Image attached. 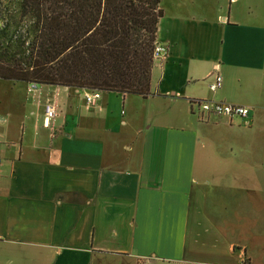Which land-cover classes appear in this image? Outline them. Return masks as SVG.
Here are the masks:
<instances>
[{"label":"crops","instance_id":"1","mask_svg":"<svg viewBox=\"0 0 264 264\" xmlns=\"http://www.w3.org/2000/svg\"><path fill=\"white\" fill-rule=\"evenodd\" d=\"M240 1L212 2L217 19L198 13L200 26L173 16L190 26L158 34L169 50L146 98L101 92L88 104L85 89L29 93L0 79V264H236L237 245L264 264V24ZM217 64L223 84L212 91ZM192 98L253 106L255 121L201 122ZM203 126L234 131L228 177L208 171L220 158L197 156ZM253 173L256 198L245 191Z\"/></svg>","mask_w":264,"mask_h":264},{"label":"trees","instance_id":"2","mask_svg":"<svg viewBox=\"0 0 264 264\" xmlns=\"http://www.w3.org/2000/svg\"><path fill=\"white\" fill-rule=\"evenodd\" d=\"M162 0H0V79L152 95Z\"/></svg>","mask_w":264,"mask_h":264},{"label":"rangeland","instance_id":"3","mask_svg":"<svg viewBox=\"0 0 264 264\" xmlns=\"http://www.w3.org/2000/svg\"><path fill=\"white\" fill-rule=\"evenodd\" d=\"M207 1H208V6H211L209 9L206 7ZM244 1L245 0L240 1L241 5L244 3ZM212 2L215 3L216 0H162V8L164 10V16L160 23L159 35L163 36L165 34H169L171 28H173V26L175 25H181L185 28V30H187L186 28H188L190 25L200 26L202 22L196 19V14L198 13L201 14L203 13V11H206L208 13V16L214 22L217 19L216 9H215L216 4H212ZM246 2L251 4L253 20H256L257 22L264 24V0H246ZM180 14L185 16L184 21L187 20L190 23V25L188 24L184 25V23H179L178 20L175 21L173 16ZM215 59L216 57L213 58V60ZM55 88H59V87H55ZM203 127L205 131L201 133L199 136L197 156L208 157L210 159H213V161H216V159L218 160L220 158L221 161L220 165L218 164L206 165L209 167L208 171H211L212 173H217V172H220L222 174L224 173L228 177L230 165L227 161L225 162L222 161V159L223 158L227 159L233 155V152L231 151V147L229 144V140H230L229 136L234 131L230 128L224 129L223 131H216L214 129L208 128L207 126H203ZM207 133L210 134V137L207 136ZM253 139L254 138L252 136L248 139L250 146L254 142ZM255 146L256 145L253 144L251 149H249L251 151L247 155L249 156V158L252 160L253 163L254 161L257 162V159L253 160V154H252ZM255 156L256 157L260 156L259 151L256 150ZM247 178L250 179V185L246 187L245 191L250 192L253 198H256L260 190H262V185H261L262 179L258 176V174L256 175L255 173H253L252 176ZM233 186H235L234 183L228 180L227 184L224 187L227 189H233ZM236 193L239 194L238 189ZM255 206L260 207L262 205L255 203ZM230 213H223V214L224 216H230ZM237 215L240 216V213H237ZM258 223L261 226V228L264 229V220L258 219ZM263 248H264V244H263Z\"/></svg>","mask_w":264,"mask_h":264},{"label":"built area","instance_id":"4","mask_svg":"<svg viewBox=\"0 0 264 264\" xmlns=\"http://www.w3.org/2000/svg\"><path fill=\"white\" fill-rule=\"evenodd\" d=\"M169 47L159 41L156 42L154 57L157 60L162 59L168 53ZM216 75L214 81L210 83V89L217 91L223 84V78L220 75V65L215 67ZM40 89V85L36 82L29 83V93L36 92ZM101 97L100 91H86L85 99L88 104H93ZM193 113L201 122H209L213 117H222L232 125H244L250 127L255 121V108L250 105L227 103L210 99H190ZM195 109V110H194ZM45 115L49 123H53L59 115V104L56 95L49 97L45 103ZM264 120V118H263ZM2 159L0 158V163ZM239 252V260L236 264H251V258L248 255L247 247L237 245L234 248Z\"/></svg>","mask_w":264,"mask_h":264}]
</instances>
